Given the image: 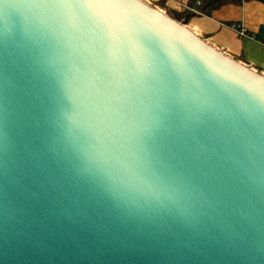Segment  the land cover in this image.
Listing matches in <instances>:
<instances>
[{
  "label": "water",
  "instance_id": "1",
  "mask_svg": "<svg viewBox=\"0 0 264 264\" xmlns=\"http://www.w3.org/2000/svg\"><path fill=\"white\" fill-rule=\"evenodd\" d=\"M0 264H264V74L143 0H0Z\"/></svg>",
  "mask_w": 264,
  "mask_h": 264
},
{
  "label": "crops",
  "instance_id": "2",
  "mask_svg": "<svg viewBox=\"0 0 264 264\" xmlns=\"http://www.w3.org/2000/svg\"><path fill=\"white\" fill-rule=\"evenodd\" d=\"M157 0H151L155 6ZM189 0H165L168 13H178ZM233 23H241L247 29L246 36H238ZM186 26L217 49L237 61L264 74V0H240L228 2L209 14H194Z\"/></svg>",
  "mask_w": 264,
  "mask_h": 264
},
{
  "label": "trees",
  "instance_id": "3",
  "mask_svg": "<svg viewBox=\"0 0 264 264\" xmlns=\"http://www.w3.org/2000/svg\"><path fill=\"white\" fill-rule=\"evenodd\" d=\"M200 4L197 6L200 14H209L213 9L220 7L221 5L228 3V2H240V0H199ZM196 0H189L187 5L192 7L195 4ZM155 7L164 8L165 7V0H157L155 3ZM173 18L182 23L187 22V19L197 13L192 12L189 9H182L181 12L178 13H168Z\"/></svg>",
  "mask_w": 264,
  "mask_h": 264
},
{
  "label": "built area",
  "instance_id": "4",
  "mask_svg": "<svg viewBox=\"0 0 264 264\" xmlns=\"http://www.w3.org/2000/svg\"><path fill=\"white\" fill-rule=\"evenodd\" d=\"M143 1L151 4V0H143ZM199 4H200V1L196 0L195 4L192 7L188 6L187 3L184 4L183 7L191 10L194 13L200 14L199 10L197 9V6ZM231 26L236 31L238 36H240V37L246 36L248 34L247 29L241 23H233ZM247 66H249V65H247ZM249 67H251V66H249Z\"/></svg>",
  "mask_w": 264,
  "mask_h": 264
}]
</instances>
